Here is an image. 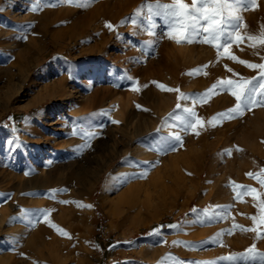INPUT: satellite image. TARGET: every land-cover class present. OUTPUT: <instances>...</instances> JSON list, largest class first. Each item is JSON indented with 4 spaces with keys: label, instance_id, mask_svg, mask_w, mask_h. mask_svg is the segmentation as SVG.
<instances>
[{
    "label": "rangeland",
    "instance_id": "1",
    "mask_svg": "<svg viewBox=\"0 0 264 264\" xmlns=\"http://www.w3.org/2000/svg\"><path fill=\"white\" fill-rule=\"evenodd\" d=\"M182 2L191 8L192 0ZM174 3L0 0V68L11 66L13 82L22 84L9 104H4L6 87L0 89V172L13 177L7 189L0 179V217L2 207L10 204L0 223V264H264V185L260 183L264 180V106L242 104L230 117L216 119L225 125L224 140L202 157L198 177L187 157L193 147L201 148L203 123L195 129L190 125L197 119L184 124L185 109L203 106L199 94L214 78L234 83L250 80L255 99H262L261 70L239 61L264 63V0H228L233 6L229 11L238 19L224 25L225 34L214 41L219 48L177 43L175 35L169 38L171 18L156 6ZM60 10L65 12L62 20L45 24L59 38H46L21 78L16 51L39 32L43 12ZM76 22L84 28L71 31ZM236 34L240 41L234 39ZM206 35L201 31L196 41ZM182 59L186 65H180ZM59 78L71 93L66 101L47 98L29 110L22 108ZM157 83L179 92L162 90L176 97L162 113L158 131L146 132L140 139H128L120 131L124 121L115 105L104 110L84 108L83 98L103 86L112 90V103L131 100L130 115L144 112V107L149 114L146 103L157 98ZM222 93L226 100L219 103L221 112L235 108L231 90L224 87ZM178 96L187 99L180 102ZM254 121L258 127L252 129L251 147L244 144L241 127L245 123L251 127ZM38 130L46 133L48 144L35 143ZM161 137L169 138L163 150ZM123 147L144 153V179L149 185L134 204L117 208L114 200L119 191L111 186L115 167L125 166L123 158L115 157L96 181L93 177L99 165ZM193 178L199 184L194 191ZM235 209L244 222L226 233V212ZM40 229L44 241L56 239L52 255L44 248L39 257L27 244ZM233 243L237 244L233 252H245L242 245L247 244V250L258 253L240 255L236 261L226 259L225 249Z\"/></svg>",
    "mask_w": 264,
    "mask_h": 264
},
{
    "label": "bare ground",
    "instance_id": "2",
    "mask_svg": "<svg viewBox=\"0 0 264 264\" xmlns=\"http://www.w3.org/2000/svg\"><path fill=\"white\" fill-rule=\"evenodd\" d=\"M117 7L118 9H120L122 7V3L118 4ZM64 15H65V12L61 10L57 12L56 14H52L49 11H45L40 15V18L43 20V25H41L39 32L35 35L30 36L27 39V41L23 44V46L19 50L16 51L17 54L15 56L14 61L16 63V66L18 68L17 71L19 72L21 78L27 72L26 66H28L33 60H35L37 56L41 53L42 48H43V43L45 42L46 38L49 37L54 41H56L59 38L57 33L55 31L50 30L48 27L45 26V24H47V22H56V21L58 22L64 18ZM81 25H82L81 23H77V22L73 23L70 26V29L71 31L78 32V30L80 31L84 28V26H81ZM0 45H1V42H0ZM0 52H2V50ZM180 65H186V61L182 59L180 62ZM10 67L11 66H9V68L8 67L0 68V89L6 87V89L4 90V96H3L4 104H7L11 100L12 97H14L15 95L18 94V92H20L22 88V84L16 85L13 82L14 72L10 70ZM59 79L60 80L57 81L55 84L46 86L44 91L39 92L38 95L36 94L37 96H35L26 105H23L22 108L25 110H29L32 106H35L41 103L43 100H46L47 98H49L51 102H61L64 99L66 101V98L70 97L71 93H68L67 91H65V89L62 86L63 79L62 80L61 78ZM218 81L220 80L217 78L212 79L211 84L213 85L209 84L206 89L200 92L199 98L202 101L203 106L196 109L195 111H192L195 115L189 116L187 114L186 117L184 118V124L186 125L191 124L193 119L200 120V122L203 123V136L200 137L199 139L201 148L195 149L193 147L191 149L190 154H188V157H187L189 160V165L190 167L193 168V172L195 176L197 177L202 172V171L198 172L199 169H197L199 166V163L202 162L201 160L202 157L206 155L205 153L208 152L209 149L214 150V148H216L224 140L222 138L223 137L222 135L225 132V128H224L225 125H223L222 122H219V121L217 122L216 119L220 118V117H217V114L222 113L221 110L219 109V103L222 101H225L226 99L224 98V94L222 93V88L217 85ZM210 89H214V90L209 91ZM161 92H162V89L158 88L157 98L153 99L152 102L146 103L149 106V110L151 111V113L149 114H148L147 107H144V112H139L134 115H130L131 111L129 109V106L132 103L130 102L131 100L127 99L126 102H124V100L120 99L119 102L114 104L111 102V99H110V97L112 96V90L110 88L103 87V86L96 88L88 96L84 94L87 97L83 98V104H84L85 109L88 107L98 106L100 107V109H103V110L107 107H111L112 105H115L114 107H115V110L117 111L118 116H120L124 121L122 127L120 128V131L128 139H131L132 137H137L140 139L141 135H143L146 132L158 131V129L163 125V121H164V118L161 116L162 113L166 111L169 107H171L172 102L174 98L176 97L175 95L169 97ZM205 93H207V95H205ZM180 100H181L180 102H183L182 99ZM55 121H51L49 124H54ZM56 122L58 123V121ZM257 127H258V123L255 121L251 124V127L248 126L246 123L243 124L241 128H242L243 141L245 145L248 146L251 143H254L250 141V136L252 135V132H253L252 129H255L256 131ZM56 130L58 129L56 128ZM210 135L213 136V139L208 138ZM36 136H37V138L35 137L36 144H40V143L48 144L49 143V138L47 137L44 131L42 130L36 131ZM51 144H53L54 146L55 143H51ZM252 145L254 146V144H251V147ZM254 148H256V146ZM115 157H122L123 162L125 164V166L121 168L115 167L114 169L116 170L115 177H114V181L111 186L115 191H119L115 197L114 204L117 208H121L126 204H132L137 197L139 198V196L141 197L142 195L144 196V189L145 190L147 189V187H145V184H148L147 181H145L144 179V176H145L144 170L147 168V165L145 164L144 153L142 151L137 150V149H129L127 147H123L118 150H115L107 158L106 162L103 163V165H99L93 177V181H96L101 176L102 172L107 169L109 163ZM196 169H197V173L195 172ZM207 170H208L207 171V175H208L210 173L209 166L207 167ZM182 177L184 178V175ZM12 178L13 177L10 173L6 171L0 172V179L2 182H4V186H3L4 189L5 188L7 189L6 187L7 182L10 181ZM192 180L193 182H195V185L193 187V191H194L198 188L199 184L198 185L196 184L198 181L195 178H193ZM153 182L154 181H152V183ZM216 186L218 187V185ZM150 201L151 200H149V202ZM9 209H10L9 203L5 204L2 207L0 223L4 221L5 215L8 213ZM236 210L237 209L227 210L226 212V215L224 218L226 233H229L230 230H232L233 227L235 226H241L244 222L236 216L237 214ZM79 214H82V213H79ZM82 216L84 217V213ZM260 232L262 231H258V233ZM42 235H43V230L42 229L38 230L35 235H32L30 237L27 244L30 245L32 252L35 255H38L39 257L43 256L44 248L46 249L48 254L52 255V253L55 251L54 246L56 245V239L53 238L50 241H44ZM236 246L237 244L233 243L232 245L228 246L225 249V251L227 252V256L232 257L233 259L231 260L233 261H236L240 255L252 257L253 255H256L258 253L257 251H254V253L250 254L246 249L248 246L247 244L242 245V247L245 249V252H233V249H235ZM57 264H62V262H58Z\"/></svg>",
    "mask_w": 264,
    "mask_h": 264
},
{
    "label": "snow or ice",
    "instance_id": "3",
    "mask_svg": "<svg viewBox=\"0 0 264 264\" xmlns=\"http://www.w3.org/2000/svg\"><path fill=\"white\" fill-rule=\"evenodd\" d=\"M156 7H162L163 9L167 10L165 14L171 18V29L167 35L169 38H172V36L175 35L177 43L186 42L191 44L193 42H200L204 44H212L214 47L219 48L220 45L218 43H214V41H219L220 37L225 34L224 25L230 23L233 19H238V17L234 16L232 11H229V9H231L233 6L232 4L228 3V0H192L191 8H189L186 3H183L182 0H175L174 4L157 5ZM201 21H204L205 24L202 25ZM105 26L108 28L112 27L110 24H106ZM201 31L207 35L202 40L196 41V36H198ZM228 36L229 38H232L233 34L229 32ZM234 39L236 41H240L241 36L236 34ZM224 52H228V45H224ZM230 58L235 59V57ZM239 63L246 64L247 67L252 69H260V75L261 77H264V63L250 64L246 63L245 61H239ZM217 85L221 88L227 87L229 90H231V95L236 101L235 108L219 113L217 114V117H230L234 112L241 110L242 104H260L264 106V93H260L262 99H255L254 94L256 93V89L255 87L250 86L252 85V81L250 80H243L235 83L231 79L220 80L217 82ZM156 86L166 91H178V89L174 90L165 88L164 85L159 83H157ZM259 88L264 90V81L260 83ZM133 90L136 89L133 88ZM213 90L214 89H210L209 91ZM205 95H207V93H205ZM181 98L187 99V97H177L178 100ZM177 107L179 108L180 105L177 104ZM185 112L188 113L189 116L195 115L190 109H185ZM113 122L116 123V121ZM200 123V120H196V122L190 126L191 128L195 129ZM174 138L179 140V136H175ZM168 139L169 138L167 137H161V150H163V148L167 145ZM260 183L264 185V180H261ZM61 203L67 202L62 201ZM195 211L196 209L193 208V212ZM247 251L252 254L254 253V248H250ZM226 259L233 258L228 257ZM203 264H211V262H203Z\"/></svg>",
    "mask_w": 264,
    "mask_h": 264
},
{
    "label": "trees",
    "instance_id": "4",
    "mask_svg": "<svg viewBox=\"0 0 264 264\" xmlns=\"http://www.w3.org/2000/svg\"><path fill=\"white\" fill-rule=\"evenodd\" d=\"M146 230H141L140 233H144Z\"/></svg>",
    "mask_w": 264,
    "mask_h": 264
}]
</instances>
